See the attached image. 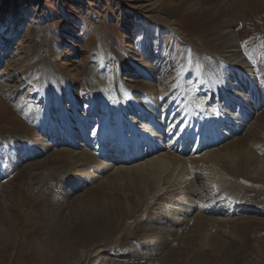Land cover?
Here are the masks:
<instances>
[{"label":"rangeland","instance_id":"obj_1","mask_svg":"<svg viewBox=\"0 0 264 264\" xmlns=\"http://www.w3.org/2000/svg\"><path fill=\"white\" fill-rule=\"evenodd\" d=\"M226 2L231 7L229 14L224 6ZM158 3L160 5L156 7L137 0H0V35L7 29V21L20 20L14 28L17 37L5 49V59L0 62V264H44L41 254L45 248L47 256H52L54 241L66 240L67 235L63 236L61 226L65 219H70L71 213L73 222L85 223L86 230H93L94 226L100 228L96 235L94 231L82 233L89 241L69 238L70 248L62 247L61 254L65 253L66 257L69 254L73 262L80 260L95 264L97 261L90 257V252L93 247H100L104 253L99 255L98 264H108L110 260L121 264L134 263L137 259L135 252L142 249L144 237H132L137 232L142 234L138 228L148 224L152 225L151 230L158 231L152 241L145 243L151 247L162 244L163 236L174 249L186 252L250 251L247 254L250 257L243 259L241 264H264V212H239L232 220L207 213L186 214L187 197L183 196L182 200L177 193L184 186L179 180L180 168L159 169L157 164L147 163L151 156L145 159L140 156L136 161L123 163L121 166L128 169L121 174L112 170L102 173V168L98 169L87 156L75 157L72 150L87 148L94 154L99 152L94 134L103 122L97 114L96 119L100 122L92 124L95 128L90 129L86 137L75 138L83 143L81 149L70 148L69 142L54 147L55 143L46 137V127L52 120L56 121L58 129L66 127L58 98H62L61 104L68 112L76 110L84 116L90 115L91 99L87 88L91 86V80H87L86 75L105 74L106 70H99L97 65L101 61L114 62L115 54L127 61L126 65H123L125 61L119 60V65L116 63L119 72L116 76L123 80L120 85L136 90L131 95L139 97L148 80L137 78L140 68L136 66L146 59L143 46L157 26L164 30L166 26L178 29L179 38L163 33L159 42L160 51L169 49L165 56L182 70L185 68L181 78L189 71L191 73L187 62L194 55H199L195 66L199 67L200 75L203 71L216 85L218 76L223 82L232 74L238 75L235 73L237 69L230 67L232 64L242 67L248 82L251 79L249 74L252 75L249 70L264 78V0H159ZM1 22L7 27L3 28ZM101 39L113 42L107 52L111 56L109 59L101 54L102 48L98 45ZM188 44L196 47L198 54L193 51V55ZM47 67L55 74L47 76L42 73ZM262 81L261 99L249 98L241 102L243 105L237 111L239 118L244 117L245 109L256 111L251 119L258 117L257 137L247 138L243 143L231 141L218 150L223 157L210 165L213 173L211 188L205 178H198L199 197L194 199L197 203L220 193L252 207H258L261 202V210L264 209V169H260L264 160ZM191 83L188 77L183 81L186 87ZM233 93L237 95L239 92L234 90ZM73 96L78 99V105L72 102ZM237 100L234 96L232 106L239 104ZM134 111L129 117L135 122H132L133 126L131 122L128 125L132 129L144 130L142 123L149 120L141 121V110ZM69 117L73 122L77 121L72 114ZM152 141L153 138L144 145ZM26 143L31 148H26ZM135 147L131 154L128 153L134 158L139 153L136 151L139 146ZM112 148H115L113 144ZM148 148L146 146L142 148L145 151H141L146 152ZM112 159L107 163H112ZM137 162L143 166L133 170ZM248 167L251 171L244 172L243 168ZM81 173L92 180L83 190H77L72 179ZM152 174L160 179L154 181ZM60 184L70 186L67 188L69 193L58 191ZM10 186L16 187L15 193L8 189ZM8 206L20 219L12 217ZM41 210L43 215L38 213ZM90 215L95 220L89 218L87 222ZM108 215L111 216L107 218ZM141 218L144 219L141 221ZM165 218L171 225L160 228L166 223ZM35 226L40 229L35 230ZM53 230L62 232L54 235ZM127 238H131L130 244L124 245ZM48 244L51 246L47 247ZM132 244L133 247H128Z\"/></svg>","mask_w":264,"mask_h":264},{"label":"bare ground","instance_id":"obj_2","mask_svg":"<svg viewBox=\"0 0 264 264\" xmlns=\"http://www.w3.org/2000/svg\"><path fill=\"white\" fill-rule=\"evenodd\" d=\"M137 1L140 3L148 2L149 4L156 7L160 5L158 3L159 0ZM224 6L226 8V12L229 14V11H231L229 2H226ZM1 23H3V28L7 27L6 23ZM7 23V29L4 30V32L0 35V62H2L1 59H5V51L13 44L17 37V30H14V28L20 23V20L17 18L15 22L9 20ZM166 29L164 30L163 28H160V26L155 27V33L150 35V38L147 39V42L143 46V53L145 54L146 59L142 61L140 65L137 64L136 67L140 68V73L136 74L137 78H147L148 83H145V89L142 94L139 93V97L131 95L134 93L133 91L136 90L133 89L132 91L129 90L127 86L120 85L123 80L121 81L117 78L116 72L118 71H116L117 68L115 67L117 64L119 65V60L121 62L125 61L123 65H126L127 61L123 56L119 57L113 52L115 54L114 56L117 57L116 59L112 58L114 62L111 63L109 61H101V63L97 65L99 66V70H106L105 74L103 73L99 75L97 72H95L93 76L92 74H88L90 77L86 75L87 80L88 78L91 80V86L89 89L87 88V94L90 97L89 99H91V103L89 102L91 105V112H89L90 115L84 116L80 112H76V110L71 113L68 112L65 109V106H62V98H58V102L60 103L59 105L61 108L66 110L65 112L63 109H61V117L66 122V127L58 129L56 121L52 120L51 124L49 125L48 123L46 127V137L50 142L53 141L55 143L53 145L54 147L61 146L64 145V143L69 142L70 148L81 149L79 147L83 146V143H81L79 140H75V138L86 137L88 135V131L93 128L92 124L99 123L100 121L103 122L102 127L99 126L98 131L94 134V139L97 140L96 146H100L99 152L94 154L87 148L81 149L82 151L72 150V152L74 153V156L79 159L82 156H87L91 161H93L98 169L102 168V173L112 170L119 174L128 168H123L121 166L126 160L124 157L119 156L120 153L118 155V152H116V143H114V141L117 140L118 142H123L124 145L129 149H133V146L138 145V143L133 145L134 140L140 138V135L141 143H139V145H141V147H143L142 139L144 136H146V138H144L145 142H148L151 138H153L151 146L146 149L147 151L145 153L141 150H138V156H141L142 159L151 156V158L147 160V163H155L159 169L168 170L170 167L171 169L180 168L179 180L184 184V186L179 188V192L177 193L180 195L181 199L183 196H185V198L187 197L186 201L188 200V208L186 210V214L188 212L207 213L214 214L218 217H226L229 220H232L234 214L248 210L250 212L253 211L255 213L263 214L264 209L261 210V202H258V207H252L251 205H246L244 202L232 201L231 199H228L226 194H214V196L203 200V203L200 204L194 199L199 197L197 192L199 177L205 178L206 184L209 188H211L210 177L213 176V173H211L212 168L210 165L223 157V154L218 152L222 146L228 145L231 143V141L243 143L247 138L252 139L257 137V128L259 125L258 117L256 116L257 118L255 117L256 119L254 120L251 119V116L256 111L252 110L251 108L250 111L245 109V113L242 112L244 115L243 118H239L240 115L237 114V111L239 106L243 105L241 102H245L249 98L259 99L261 94L263 96V86L260 81H262V79L264 80V78H261L260 75L256 74L255 76L253 71L249 70L248 72L252 73V75L249 74L251 79L248 82V80H246L243 75L242 67H235L232 64L230 67H233V70L237 69L235 73H238V75L232 74V76L226 78V80L223 82L221 81V77L218 76V84L216 85L213 79H207V75L203 71L202 75H200V70L198 69L199 67L195 66L196 59L199 58V55H194L193 53V51L195 53L197 52L196 47L188 44L191 48L188 50H191L194 56L190 57L191 60L188 59L187 62V64H189V70H191V73L189 74V71L185 76H187L189 82L192 83L186 87V84L183 85V81L187 77H180L183 76L182 73L185 68L182 70L178 64L172 63V61H170V59L165 56V53H169V49L167 50L164 48L161 50L163 52L160 51L161 42H159V39L163 37V33H169V35L174 38L180 37L178 34V29L175 27L166 26ZM98 45L99 48H102L101 54L108 56L109 59L111 56L108 55L107 52H109V49L113 46V42H104L101 39L98 41ZM113 53L111 52L110 54L113 55ZM47 69L42 71V73H45L47 76L54 72V70L51 68L48 70ZM228 69L231 70V68ZM111 72H113V74ZM181 79L183 80L180 81ZM256 79L259 80V83H257ZM135 83L137 82L135 81ZM234 90L239 93L235 95V93H233ZM234 96H237V101L239 104H233L232 106L231 101L232 99L234 101ZM72 102L78 105V99L76 97L73 98ZM227 103L230 104L227 108H225ZM98 109H101V112L98 113ZM134 109H139V111L141 110V113L139 114V117L142 118L141 121H144L145 119L149 120L148 122L142 123V129L144 130H140L136 127L134 128L135 130L130 128L133 126L132 122H135L134 119L132 120L129 117L131 113L133 114V112H135ZM188 111L189 113L185 115V113ZM69 114H72L73 117L76 118L77 123L71 120ZM96 114L98 117H100V121L96 119ZM144 116L145 118L143 119ZM129 122H131V126L128 125ZM177 122L179 123L177 124ZM72 125H75V127H72ZM154 127L155 129L157 128V130H154ZM195 128H198V130ZM120 131L124 132L121 136ZM42 133L44 132L42 131ZM90 136L91 135L88 137ZM59 137L63 138L60 139ZM130 140H132L131 144L128 142ZM112 144L115 147L114 149L112 148ZM26 146L31 148L29 143H26L25 147ZM127 147H125L126 150L128 149ZM25 151L26 150L24 149V152ZM153 155L156 156L152 157ZM110 158H113V160H111L112 163H107ZM136 160L137 158L135 161ZM141 166H143V163H138L136 166H134L133 170H138L137 168ZM254 166L257 167V164L254 163ZM260 169H264V160H262L260 163ZM243 171L250 172L251 169L249 167L247 169L243 168ZM151 176L154 181L160 179V177H157L156 175L152 174ZM91 180V177L85 176L82 173L81 175L77 174L72 179V182L74 181L72 185H74L75 189L77 188V190H81V188L83 190L85 186L91 184ZM80 181H83V183L81 184ZM68 187L70 186L60 184L58 191H64L65 194H67L69 193L67 190ZM8 189L14 193L16 191L15 186H10ZM257 199L259 198L257 197ZM70 202L71 201H69V203ZM43 204L44 203L41 205ZM82 207L84 208L83 205ZM8 211L12 214L14 219H20L19 215L14 213V209L12 207L8 206ZM38 213L43 215L44 211L41 210L38 211ZM71 214L73 215V213ZM71 214L70 219H65L61 226L62 231L64 229V233H62L63 236L67 235L66 240H55L53 246L50 244L46 245L47 247L51 246V251L53 252H51L53 254L52 256H47L46 248L45 251L43 249L45 254L42 253L41 255L44 256L42 257L44 258V264H86V262L82 263L80 260H75L73 262L69 254L67 255L68 257L64 256V252V254H61V251L63 250L62 247L66 246L68 249L70 248V244L68 243L70 237H79L89 241L87 236L82 233H92L94 231V235H96L100 232V228L94 226L93 230L90 228V230H86L85 228L87 225L85 223L75 224L72 220ZM110 216L111 215H108L107 218ZM89 218L90 220H95V218L90 215L86 220L87 222L89 221ZM143 219L144 218H141V221ZM165 221L166 223H162L163 227L160 226V228H167L169 227L168 225H171V222L168 221L167 218H165ZM74 226L77 227L76 230L72 229ZM151 226L152 225L149 226L148 224H144L142 228H138V230L143 231L142 234L137 232L136 236H128L132 237L133 239L135 237H137V239L141 236L144 237L143 247H141L142 249L136 250L135 256L137 259H135V262L132 264H241L243 259L250 257L247 256V254H250V251H236L232 249H220L218 251L207 250L205 252L204 250H200L199 252H186L183 250L174 249L172 245H169V241H167L163 236H161L162 244H158L156 247H151L150 244L148 245L145 243H148L151 239H154L158 233L157 229L151 230L149 228ZM34 229L38 230L40 227L35 226ZM62 231L55 232V230H53V232H55L54 235H60ZM130 240L131 238H127L124 245L130 244ZM7 243L8 242H6V244ZM132 243H134L133 240ZM133 246L134 244L128 247ZM103 250L104 249H101L100 247H93V249H91L90 257L96 259L97 262L95 264H98L99 255L104 253ZM131 251H133V248ZM108 264L121 263L110 260Z\"/></svg>","mask_w":264,"mask_h":264},{"label":"snow or ice","instance_id":"obj_3","mask_svg":"<svg viewBox=\"0 0 264 264\" xmlns=\"http://www.w3.org/2000/svg\"><path fill=\"white\" fill-rule=\"evenodd\" d=\"M249 59H250V60L252 59L251 56H249Z\"/></svg>","mask_w":264,"mask_h":264}]
</instances>
